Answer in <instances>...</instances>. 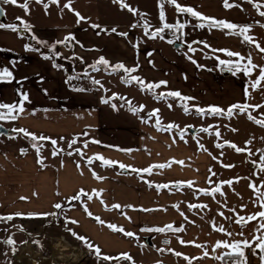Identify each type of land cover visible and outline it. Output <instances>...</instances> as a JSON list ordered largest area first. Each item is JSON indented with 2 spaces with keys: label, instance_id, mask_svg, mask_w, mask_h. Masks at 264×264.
<instances>
[{
  "label": "crops",
  "instance_id": "obj_1",
  "mask_svg": "<svg viewBox=\"0 0 264 264\" xmlns=\"http://www.w3.org/2000/svg\"><path fill=\"white\" fill-rule=\"evenodd\" d=\"M177 2L193 8L204 16L240 26H251L253 29L264 24L250 8L226 9L220 0ZM1 8L4 13L0 17V23L14 24L15 21H19L17 19L19 16L13 10L14 5L4 4L2 0ZM166 10L165 22L185 23L190 30L198 29L205 33L207 27L203 30L194 27L200 23L197 19L186 13H178L169 3ZM120 15L123 16L121 20L97 24L100 28L95 29L87 22L59 27L31 25L30 31L33 34L27 33L22 26L18 33L0 29V68H8L14 77L11 82L0 81V103H18L21 93H27L30 101L24 103L25 111L17 120L2 121L4 124L0 122V125L10 131L9 135H4V139H0V216H13L10 221H1L0 228L5 232L0 236V242L3 246L7 239L23 234L27 236V242L17 243L18 254L31 255L27 251V246L31 245L37 259L49 258L51 264H103L97 263L94 252L73 236L72 233L75 232L85 237L89 244L99 247L102 254L115 257L127 253L133 258L134 264H151L149 262L153 259L157 264H186L184 256L189 257L194 264H211L205 262L203 256L195 250L194 253L182 250L185 244L180 243V240L184 239L185 230L189 227L187 223L192 222L191 216L194 218L196 215L194 209H191V213L185 219L186 212L190 211L188 205L199 204L194 199L198 193L197 188L209 189L211 155L205 150L194 151L174 137H168L148 124L141 123L134 114L121 108L122 104L114 109L112 107L114 103L110 99L113 95L104 94L105 91L99 90L98 87L80 86L87 82V77L81 74V68L76 69L74 61L81 63L82 66H90L98 58L104 57L111 65L123 63L129 68L138 66V71L134 74L145 82L166 81L167 85H162L161 89L179 91L183 96L192 98L189 102L198 105H227L228 97L236 99L234 97L238 96L237 81L242 80L220 75L217 71V58L198 56L189 59L181 53L182 47L189 48L182 41H175L183 44L176 50L164 39H152L150 34L145 35L143 27L145 22L148 24V33L163 27L164 23L160 20L152 22L146 20L145 18L152 15L147 10L142 12L144 22L131 20L127 11ZM137 23V27H131ZM113 28L117 31L112 32ZM118 33H127V36ZM251 33L254 34L253 31L249 32L250 35ZM69 34L75 39L67 44H57L55 53L58 55L44 48L57 41H63ZM32 35L46 41L47 46L37 44L31 38ZM172 35L173 32L171 35L166 33V36ZM182 35L180 32L181 37ZM26 36H29L28 40H25ZM239 38L237 36V39ZM26 46L37 50L28 51ZM191 47L194 48L193 45ZM45 55L52 58L44 59ZM54 64L60 67H54ZM221 68L225 69L223 66ZM121 75L124 74L121 72ZM69 77L72 79L69 80ZM221 88H225V92L222 93ZM238 92L240 95V91ZM104 98L110 99V103H102ZM14 129H25L37 137L50 138L44 140L47 143L56 140L62 145H56L53 149L42 145L38 157L37 149L30 148L23 139L24 134ZM74 138L77 139V143L69 148V142ZM93 140L100 143H88V147L84 148L85 142ZM184 141L187 142L185 138ZM108 146L132 151H118L116 147ZM77 148L81 149L83 158L75 153ZM22 150L26 151L22 154ZM54 150L62 151L58 155H53ZM68 152H72L73 155H68ZM96 154L131 167L123 170L118 165L102 167L99 160H94L93 164L88 165L87 158ZM38 158L43 159V166L37 162ZM180 161H183V164L179 163ZM77 163L80 164L79 169ZM156 164L171 166L153 169L152 175L131 171V168L144 169ZM92 170L105 179H95ZM145 181H151L153 185L168 184L170 187L158 190L154 186L149 187ZM176 182L194 183L192 188L171 187ZM81 189L89 193L93 190H102L101 199L104 204L94 196L91 201H87V208L94 216L101 217L106 222L104 225L97 223L85 213L83 204L86 198H82L81 201L71 200V197ZM57 203L62 205L61 209L53 207ZM113 204H119L122 208L111 209ZM128 205L132 207H127ZM173 205H179V211ZM106 207L111 210H105ZM180 212H183L184 216H181ZM17 213L21 215L17 216ZM52 213L55 215H51ZM71 220L78 223L68 222ZM21 223L38 226L36 231H21ZM107 223L123 227L126 231L135 233V236L126 237L123 233L113 232L107 227ZM168 224L181 227L183 231L163 233L141 231L142 228L166 227ZM55 228L61 229L64 238L69 236L67 239L83 251L84 255L78 262L74 263L76 249L71 244L73 254L69 257L57 256L54 253L52 255L54 258L42 256L50 251L51 245L43 246L45 248L42 245L47 238H56L51 236ZM155 237L161 242L158 245L160 254L151 260L146 248L153 246ZM203 248L207 249L206 246ZM175 252L182 255L176 256ZM4 255L5 249L2 247L0 264ZM67 258L68 260H65ZM253 260L251 264L258 262ZM218 262L221 261L217 260L216 263ZM109 264L132 262L112 260Z\"/></svg>",
  "mask_w": 264,
  "mask_h": 264
},
{
  "label": "rangeland",
  "instance_id": "obj_2",
  "mask_svg": "<svg viewBox=\"0 0 264 264\" xmlns=\"http://www.w3.org/2000/svg\"><path fill=\"white\" fill-rule=\"evenodd\" d=\"M18 1H20V3L24 2V0H18ZM220 1H222L223 3V0ZM67 2L68 0H59V5H57V4H51L49 0H44L43 3H36L35 0H32V2L29 4V14H26L22 8L17 6H14L13 10L16 13V15L19 16V18H22L29 25H33L36 27H44V26L59 27L69 24H77L76 22L77 17L74 15V13L70 12L68 9L63 7V5ZM126 3L131 5L133 8L138 9L139 14H142L143 10H147L150 14H152L148 18H145L146 20L151 22L153 20L154 21L160 20L159 19L160 8L158 7L159 0H126ZM229 3L239 4L240 7H244V8H250L264 22V17H261L258 14L257 10L253 7V5L247 3L246 0H229ZM259 3L264 4V0H259ZM45 4L48 5L47 9H45L44 6ZM71 6L76 12H79L81 16L85 17V20L81 22H87L90 24H100V25L113 23L118 20H121L123 16H121L120 14L127 11V10H121L117 4H114L112 2V0H72ZM166 6H167V0H164L163 10L165 12V16L167 15ZM261 10L264 11V8H262ZM128 13L130 15L131 20L133 21L138 20L140 22H144L143 21L144 19L141 20L140 15L133 16L130 12ZM5 21L7 23L9 22L7 20ZM81 22L79 24H81ZM14 24L20 26V20L15 21ZM156 29H154V32ZM189 30H190L189 27L184 28L183 29L184 33L182 35L183 37H181L180 32H175L174 34L173 30H171L173 32L172 36H166V29H165V31L161 33L159 36H157L155 39L158 40L164 39L167 42L170 40L174 42L178 40L186 43L187 45H193L194 48L193 47L191 48L194 49L195 51H190L189 48L187 47L181 48V53L191 58L198 56H206L209 58L236 60L237 58L227 57L221 51H213L214 49L217 50L228 49L233 52H239L241 55L245 57L251 54L252 62L254 64L264 65V53H260L255 48L254 44L242 42V37L237 39L236 35L226 34L228 32L227 29L219 30V29L207 28L205 30L206 34L204 33V31H200L198 29L190 30L191 32ZM250 31L254 32V34L251 33V36L254 37L255 41H257L261 45V47H264V27H261L260 25L257 28H253V29L251 27ZM27 33L33 34L32 31H27ZM152 33L153 32H150L149 36H151ZM177 37L180 38L177 39ZM28 39L29 36H26L25 40ZM169 44L173 45V43H169ZM205 44H207L208 47H205ZM49 46L44 48L50 50ZM242 63H246V61ZM74 64L76 66V69L81 68L80 70L81 74L87 77L86 79L87 82L81 84L80 86L82 87L96 86V88L98 87L99 90L103 92L105 91L104 94L106 95L117 94L120 97L126 98V100L132 102V105L134 107L144 106L143 111L134 114V116H136L139 119V121H141V123L148 124L149 127L154 128L156 130H158V128L161 129L158 131H160L162 134L168 137L169 136L174 137L175 140L189 146L194 151H203L206 149L205 152L211 153L212 161H211L210 169L216 175H212L211 172L212 181L208 189L209 191H211V189L216 187L217 185L221 184V182L223 181H229V180L233 181V183L230 186L227 184L222 185L221 190L224 193V195L217 193L215 194V197H213L209 195H204L200 191L201 190L200 188H197L196 190L198 193H196L194 197L195 202L199 203L200 205H207V208L194 209L196 215L194 216V218L193 216H191L192 222L187 223V226L189 227L185 230L184 239L182 240H184L185 242L193 241L195 244L206 246L207 247L206 250L209 252V256L204 257L203 256V252L205 251L203 250L204 248L203 247L197 248L194 246V244L186 243L184 248H182V250L185 249L186 251H190L191 253H194L193 250H195L196 252H198V254L203 256V260H205V262L215 264L217 262V259H214L213 257L217 255H221L223 254L224 251H226L225 249H217L216 251H213V248L215 247V244L218 241L234 242L240 240L242 238L237 234L240 233L241 231L244 232V238H247L249 240L252 239L254 232V225L257 223L256 221H253L247 224L245 227L241 228V226L235 224L233 221L224 219V217L234 216V213L229 211V209H233V208L236 210V213H239V215L241 216H248L250 214L257 213L260 210H264L260 208L259 203H254V201L257 200V196L249 188L250 183H255L258 187H260V191L264 192V187L261 186L262 184H264V172H260L257 166L259 164V156H260V152L258 150L264 149V139H262L264 138V127H261L255 124L254 122L250 121L247 118V113L239 114L238 110H236V113L233 115L232 118H228L226 116H212L207 113L201 116L195 112V107L208 109L210 106H215L227 110L230 106L234 104H244V103H248L250 105L264 104V95H262V91H253L249 87V81L254 80L256 78V76L258 75V70H254L253 75L251 77L245 76L242 72L237 73L236 75H233L232 73L230 75L227 73H221L222 65H220L218 59H216L217 71H219L218 73L220 75L223 74L225 76L227 75V77L230 78L235 77V78H240L242 80V81H237V83L239 84V88L236 87L238 89L236 91L238 98L234 97L236 99H232L231 97H228L229 105L228 104L198 105L187 101L186 103L190 109V112L186 114L183 111V109L179 106L180 103L179 101L172 98L160 100L157 99L156 96H154L150 92H141L139 86L135 83L126 84L122 82L121 77L123 75H121V72L109 74L108 71L104 70V66H99L101 68L100 71H93L92 68L89 67V65L82 66L81 63H78L76 61H74ZM133 75L135 74L133 73ZM238 75L239 77H237ZM93 80L100 81V84H94L92 82ZM101 85H103V87H101ZM221 85L219 86L221 87ZM246 88L251 93V98L247 100L245 98ZM221 89H223L222 93L225 92L224 91L225 88H221ZM238 91H240V95ZM162 92H169V91H165L164 89L161 88L155 90V93L157 95ZM111 102L116 104V106L122 104L121 108H124L127 111H129L128 105L125 102V100L111 99ZM168 104H171L172 107L169 108ZM154 109H159L158 116L161 120V125L159 126L155 124V117L148 119L147 116V114L153 111ZM248 112H250L253 116L259 119H264V115H262L264 114V107L260 108L258 111H253L251 108H249ZM131 113L133 114V112ZM144 120H147L148 122L145 123L143 122ZM0 122L4 124L2 121ZM169 123H174L175 125H178L179 128H173L169 131H164L163 127ZM202 127L209 128V132L208 133L200 132L199 129ZM189 128L198 129V130L195 134L191 135V133L189 132ZM181 129H186V132L184 134V138L187 140L186 143L184 139L183 140L180 139L179 131ZM232 129H236L237 131H232ZM216 131L220 132L219 137L214 135ZM4 137L5 136L2 135L0 136V139H4ZM23 139L27 142L30 148H34L33 144H37V146L46 145L50 149H53L56 145H62V143L57 142V144L53 146L51 142L47 143L44 140L33 141L30 137H26L24 135H23ZM249 140H251V143L246 145V141ZM225 142L233 143L240 148L250 149L253 155H249L247 150L238 153L233 148L228 147L227 143ZM216 144H224V147L217 148L215 146ZM199 145H203V148L199 147ZM62 150H64L63 146H62ZM213 157H216V159H213ZM252 161H256V165H254ZM224 165H234V167L228 168V167H224ZM254 172L256 173L255 175L253 174ZM237 179L238 182H236ZM245 205L247 207H242ZM219 212H223L224 217L220 216L218 214ZM190 213L191 210L186 212L187 218ZM211 221H215V224L217 226L223 225L225 229L231 232L233 235L231 237H228L221 232L214 231L210 223ZM1 225L2 223L0 221V227ZM37 226H38L37 224L26 225L24 223H21L20 230L23 229L21 231L32 232V231H36ZM4 232L5 230L2 231V229L0 228V236ZM52 232L53 233L51 234V236L56 238L46 239L42 247L43 246L48 247L51 245L50 251L48 253L47 250L43 249L44 251L47 252H45L44 255L42 256L53 257L52 255L54 254L57 256L58 255L68 256V257L71 256V254H73L72 248L71 247L67 248L61 242L63 239L67 243L74 246V249H76L74 263L78 262V259H80L84 255L83 251L79 247L75 246L76 245L75 243L67 239L69 238L68 235L67 238L66 237L64 238V236L62 235L63 233H61L62 232L61 229L55 228L52 230ZM255 234L259 235V233H255ZM14 238H11L12 240L15 241L14 245H9L5 243V245L2 246V243L0 242V250L2 247L3 249H5V255L2 259L1 264H34V261L32 260L33 256L24 253L18 254L16 251L17 243L20 244L26 243L27 236L23 234H19L17 236H14ZM158 240L159 239L155 237L153 246H150V248H146L148 249L146 250L147 251L146 253L151 260L152 257H156L157 255L160 254L158 245L161 244V242ZM142 255L144 254L142 253ZM258 255L259 254H257V256H253L252 254V262L254 261L253 259H255L258 261L257 263L260 264ZM146 258L148 257L146 256ZM95 259L97 263L102 262L103 264H109V261H100L96 257ZM65 260H68V258ZM149 263L157 264L154 259ZM185 263L188 264V261L185 260ZM40 264H51V263L49 261H43ZM191 264H194V262H191ZM253 264H255V262Z\"/></svg>",
  "mask_w": 264,
  "mask_h": 264
},
{
  "label": "snow or ice",
  "instance_id": "obj_3",
  "mask_svg": "<svg viewBox=\"0 0 264 264\" xmlns=\"http://www.w3.org/2000/svg\"><path fill=\"white\" fill-rule=\"evenodd\" d=\"M32 2V0H24L23 3H19L18 0H3L4 4H10V5H14L17 7L22 8L26 14H29V4ZM36 3H43L44 0H35ZM49 2L51 4H57L59 5V0H49ZM112 2L114 4H117L121 10H127L128 12H130L133 16H137L140 15L141 20L143 19V15L139 14L138 9L133 8L131 5H129L128 3H126V0H112ZM247 3H250L253 5V7L257 10L258 14L261 17H264V11H262L261 9L264 8V4L259 3V0H246ZM167 3L171 4L172 6H174L175 10L178 13L181 14H188L191 17L197 19L198 21H200V23L194 25V27L196 28H200L203 29L205 27L209 28V29H219V30H225L227 29L228 32L226 34L229 35H236L239 37H242V42H247L249 44H254L255 48L260 52V53H264V47H261V45L255 41L254 37H252L251 35H249L248 33L251 30V26H240L237 25L235 23L232 22H228L225 20H218L214 17H207L204 16L202 13L195 11L193 8L191 7H186V6H182L181 4H179L177 2V0H167ZM72 0H68L67 3H65L63 5L64 8L68 9L70 12H73L74 15L77 17V24H79L81 21L85 20V17L81 16L79 12H76L73 8H72ZM45 9H47L48 5L45 4ZM223 6L226 9H230L232 7H240L239 4H234V3H229V0H223ZM158 7L160 8V13H159V19L161 22L163 23V27L157 28L155 30V32H153L151 34L152 39H155L157 36H159L161 33H163L165 31V29H170L173 30L174 34L175 32H181V34H183V29L187 27V25L185 23H181V22H177L175 24H169L166 21V16H165V12L163 10L164 8V0H159L158 3ZM4 10L2 8H0V14H3ZM20 20V26H22L24 28L25 31H30L31 29V25H29L27 22H25L22 18H17ZM20 26L16 25V24H4V23H0V29H7V30H11L13 32H19V28ZM138 26L137 24H133L131 27L135 28ZM261 27H264V24L260 25ZM91 27L95 28H100V25L97 24H92ZM143 27L145 29V35H148V24L147 22H145L143 24ZM112 32H116L117 30L115 28L111 29ZM121 36L126 37L127 33H118ZM33 40L36 41L37 44H42L47 46V42L46 41H42L39 40L37 37H35V35H32L31 37ZM163 38V37H161ZM180 37H177V39H179ZM75 37L71 34H69L67 37H65V39L63 41H57L56 43L52 44L50 47V50L53 51L54 55H58L55 53V48L57 44H67L69 41L74 40ZM169 43H174V41L170 40L168 41ZM133 47H136V45H133ZM189 50L190 51H195L194 49L191 48V45H188ZM205 47H208L207 44H205ZM26 50L28 51H34L37 49H33L30 48L28 46H26ZM213 51H221L223 52L227 57H235L237 58L236 60H224V59H218L219 64L224 66L226 68L227 71L231 72L233 75H236L237 73L242 72L245 76L247 77H251L253 75V71L254 70H258V75L256 76V78L254 80H250L249 81V87L253 90V91H262V95H264V65H257L254 64L252 62V58H251V54H249L247 57L241 55L239 52H233L231 50L228 49H214ZM44 59H51L52 57L45 55L43 56ZM189 59H191V57H189ZM246 61V63H242ZM193 63H196L195 61H192ZM54 67L59 68L60 65L54 64ZM99 66H104V70L108 71L109 74H114L117 72H122L124 75L121 77L122 82L126 83V84H132L135 83L139 86V89L141 92H150L152 93L154 96H156L157 99L160 100H164L167 98H172L175 99L177 101H179V106L183 109V111L187 114L190 112V109L187 105V101L191 100L192 98L190 97H186L183 96L179 91H169V92H162L159 93L158 95L155 93L156 89H159L162 85L166 86L167 82L166 81H160V82H145L141 77L137 76V75H133V73H136L138 71V66H134V67H126L123 63H117L115 65H111L110 62L104 58V57H100L98 58L95 63H93L92 65H90L89 67L92 68L93 71H100L101 68ZM198 67H202L200 65H198ZM87 74V73H85ZM12 79H14L13 77V73L12 71H10L8 68H0V81H7V82H11ZM72 79V77H69V80ZM94 84H100V81L98 80H93L92 81ZM101 87H103V85H101ZM77 90H81L82 89H77ZM20 101L14 102L12 104H7V103H0V121H15L17 120L20 115L23 114V112L25 111L24 109V103L25 102H30L29 101V97L27 95V93H21L20 94ZM245 98L246 100L251 98V93L249 92V90L246 88L245 89ZM110 99H121V100H125V102L128 105V109L129 111L133 112V114H136L138 112L143 111L144 106H140V107H134L132 105L131 101L126 100V98L124 97H120L117 94H113V96ZM110 99L108 98H104L102 99V103L108 104L110 103ZM112 107L115 109L116 105L113 104ZM168 107L171 108L172 105L168 104ZM264 107V104H256V105H250L248 103H244V104H234L232 106H230L227 110L221 109L219 107H215V106H210L208 109H204V108H200V107H195V112L201 116H203L205 113L210 114L212 116H226L228 118H232L233 115L236 113V110H238L239 114H245L247 113V118L254 122L255 124L264 127V119H259L255 116H253L250 112H248V109L251 108L253 111H258L260 108ZM159 113V109H154L153 111L149 112L147 114L148 119H151L153 117H155V124L157 126L161 125V120L158 116ZM264 115V114H262ZM143 122L147 123V120H144ZM173 128H179L178 125H175L174 123H169L166 126L163 127L164 131H169ZM158 130H161L158 128ZM14 131L23 133L24 136L26 137H30L33 141H37V140H45V139H50L48 137H44V136H40L37 137L35 134L29 133L27 132L25 129H14ZM200 132H205L208 133L209 132V128L206 127H202L199 129ZM232 131H237L236 129H232ZM186 132V129H181L179 131V136L180 139L183 140L184 139V134ZM3 133H0V135H2ZM215 136L219 137L220 136V132L216 131L214 133ZM264 139V138H262ZM175 143V140L173 141ZM186 142V141H185ZM51 143L53 146H55L57 144L56 140H51ZM77 143V139H72L69 142L68 147L71 148L73 145H75ZM88 143H96L99 144V141H87L84 143V148L88 147ZM227 143L228 147L233 148L236 152H243V151H248L249 155H253V153H251L250 149H246V148H240L237 145L230 143V142H225ZM251 140L246 141V145L250 144ZM217 148H223L224 144H216L215 145ZM33 147L37 149V153H38V157H39V148L42 146H37V144H33ZM108 147H116V146H108ZM199 147L203 148V145H199ZM116 150L118 151H123V152H131V149H119L118 147H116ZM26 150H22V154L25 152ZM60 151L62 150H54L53 155H58L60 153ZM206 151V149H205ZM260 152V156H259V164L257 165L259 168L260 172H264V149L262 150H258ZM76 154L81 155V157H84V154L81 152L80 148H77L75 150ZM68 155H73L72 152H68ZM209 155H211V153H209ZM213 159H216V157H213ZM94 160H99L101 162V166L102 167H112V166H116L118 165V167L120 169H126L129 168L131 166H127L123 163H119L117 161H113L110 159H106L104 158L102 155L96 154L94 157H88L86 160V163L88 165L93 164ZM37 162L43 166V159L38 158ZM179 163L183 164V161H180ZM252 163L254 165H256V161H252ZM77 168H80V164L77 163ZM170 164H156V165H152L150 167L144 168V169H136V168H131L132 172H136L138 174H142V173H147L148 175H152L153 174V169H163L165 167H170ZM224 167H234V165H224ZM209 172H212L211 169H209ZM82 174V173H81ZM254 175L256 174L255 172L253 173ZM92 175L95 179L97 180H103L105 179L104 177L99 176L94 170H92ZM212 175H216L214 172H212ZM141 179H143V176L141 175ZM246 179V178H245ZM209 182H211V179L209 178ZM238 182V179L237 181ZM145 183H147L149 185V187H156L158 190L159 189H166L169 188L170 185L168 184H162V185H153L151 183V181H145ZM194 182H176L175 184L171 185V187H180V186H186L188 188H192ZM233 183L232 180L229 181H223L221 182V184L217 185L216 187L212 188L211 191H209L208 189H201L200 191L204 194V195H209V196H213L215 197V194L219 193L221 195H224V193L222 192V185L223 184H227V185H231ZM262 187H264V184L261 185ZM249 188L253 191L254 194H256L257 196V200L254 201V203H259V206L261 209H264V192L260 191V187H258L255 183H250L249 184ZM95 196V198L100 200L101 204H104L103 199H101L102 197V190H93L92 193L86 192L83 189L79 190V192L77 194H75L73 197H71V200L73 201H81L82 198H86L85 203L83 204V209L85 211V213L93 218L97 223L104 225L106 222L99 216H94L93 213H91V211H89V209L87 208V201H91L93 199V197ZM21 199H26L25 197H21ZM226 206V205H223ZM56 209H61L62 205L57 203L53 206ZM127 207H132L131 205H128ZM174 208L177 209V211H179V205H173ZM242 207H247L242 206ZM122 206L119 204H113L111 205V209H121ZM188 208L191 209H200V208H207V205H200V204H189ZM110 208L106 207L105 210H111ZM141 211H153V209H140ZM230 212L234 213V216H229V217H224V213L223 212H219L218 214L222 217H224V219L226 220H230L233 221L235 224L241 226V228L245 227L247 224L256 221L257 223L254 225V232H253V236L252 239L249 240L247 238H244V232L241 231L240 233H238L237 235H239L242 239L234 241V242H229V241H218L215 244V247L213 248V251H216L217 249H225L226 251L223 252L222 255H217L215 257H213L214 259L220 260V261H225V264H248V258L245 254V250H251L253 256H257L260 260V264H264V210H260L255 214H250L248 216H241L239 215V213H236V210L233 209H229ZM17 216L21 215L20 213L16 214ZM44 215H49V214H44ZM51 215H55V213H52ZM181 216H184L183 212H180ZM13 219L12 215L9 216H0V221H10ZM128 219H130V217H128ZM185 219H187V217H185ZM70 223L73 224H77L78 221L75 220H71L68 221ZM212 225V228L214 231H218L221 232L223 234H225L228 237H231L233 234L229 231H227L225 229V227L223 225H219L217 226L215 224V221H211L210 222ZM107 227L113 231V232H118V233H123V235H125L126 237H133L135 236V233L130 232V231H126L123 227H119L115 224L112 223H107ZM23 230V229H21ZM71 231V230H70ZM141 231H146V232H158V233H163L166 231H171V232H181L183 231V229L181 227H174L172 224H168L166 225V227H155V228H142ZM255 233H259V235H256ZM73 236H75L77 239L81 240L82 242L85 243V245L92 251L94 252L96 258L100 261H112V260H116V261H120V260H124V261H130L132 262V264H134L133 258L127 254V253H121L115 257L109 256V255H104L101 252V249L99 247H95L91 244H89L87 242V240L85 239V237L83 236H79L78 234H76L75 232L72 233ZM5 243L9 244V245H14L15 241L12 240L11 238L7 239L6 241H4ZM165 243H168V241H165ZM181 244H194L195 247L197 248H201L203 247L200 244H195L193 241H188L185 242L183 240H180ZM162 251V250H161ZM176 256H181L182 253L180 252H175L174 253ZM203 256L207 257L209 256V252L207 250H205L203 252ZM202 258V257H201ZM184 259L188 261V264H191V260L189 259V257L184 256ZM199 259V258H198Z\"/></svg>",
  "mask_w": 264,
  "mask_h": 264
},
{
  "label": "water",
  "instance_id": "obj_4",
  "mask_svg": "<svg viewBox=\"0 0 264 264\" xmlns=\"http://www.w3.org/2000/svg\"><path fill=\"white\" fill-rule=\"evenodd\" d=\"M1 4H2V0H0V8H1ZM3 14H0V17H2ZM183 44L180 43V42H175L173 43V48L176 49V50H179L181 48ZM222 73H227L229 74L230 72L227 71L226 69H222L221 70ZM198 129H192V128H189V132L191 133V135L195 134L197 132ZM0 133H3L2 135H9L10 134V131L8 129H6L4 126L0 125ZM148 242V240H146Z\"/></svg>",
  "mask_w": 264,
  "mask_h": 264
},
{
  "label": "bare ground",
  "instance_id": "obj_5",
  "mask_svg": "<svg viewBox=\"0 0 264 264\" xmlns=\"http://www.w3.org/2000/svg\"><path fill=\"white\" fill-rule=\"evenodd\" d=\"M67 248H69L70 247V244L69 243H67L65 240H63L62 239V241H61ZM34 248L30 245H28L27 246V251L28 252H30V254H31V256H33L32 257V260L34 261V262H37V264L39 263H41V262H43V261H49L50 262V259L48 258V259H37V256L35 255V252H34V250H33ZM23 250V249H22ZM24 255V254H23ZM22 258V257H21ZM32 261V262H33ZM38 261H40V262H38Z\"/></svg>",
  "mask_w": 264,
  "mask_h": 264
},
{
  "label": "built area",
  "instance_id": "obj_6",
  "mask_svg": "<svg viewBox=\"0 0 264 264\" xmlns=\"http://www.w3.org/2000/svg\"><path fill=\"white\" fill-rule=\"evenodd\" d=\"M166 33H167V35H171L172 31L170 29H167ZM245 254H246L247 258H248V264H251V262H252V252H251V250L246 249L245 250ZM217 264H225V262L224 263L218 262Z\"/></svg>",
  "mask_w": 264,
  "mask_h": 264
},
{
  "label": "trees",
  "instance_id": "obj_7",
  "mask_svg": "<svg viewBox=\"0 0 264 264\" xmlns=\"http://www.w3.org/2000/svg\"><path fill=\"white\" fill-rule=\"evenodd\" d=\"M90 71H91V70H90ZM90 71H89V72H90ZM221 262L224 263L225 261H221Z\"/></svg>",
  "mask_w": 264,
  "mask_h": 264
}]
</instances>
